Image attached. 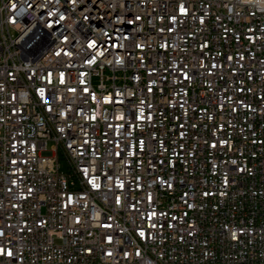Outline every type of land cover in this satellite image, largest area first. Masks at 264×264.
Masks as SVG:
<instances>
[{
	"label": "built area",
	"instance_id": "2783aa9c",
	"mask_svg": "<svg viewBox=\"0 0 264 264\" xmlns=\"http://www.w3.org/2000/svg\"><path fill=\"white\" fill-rule=\"evenodd\" d=\"M24 1L0 4V264H264V0Z\"/></svg>",
	"mask_w": 264,
	"mask_h": 264
},
{
	"label": "bare ground",
	"instance_id": "6f19581e",
	"mask_svg": "<svg viewBox=\"0 0 264 264\" xmlns=\"http://www.w3.org/2000/svg\"><path fill=\"white\" fill-rule=\"evenodd\" d=\"M0 4H10V0H0ZM30 21L42 23L51 14V0H25L23 2V12H31Z\"/></svg>",
	"mask_w": 264,
	"mask_h": 264
},
{
	"label": "rangeland",
	"instance_id": "374dc122",
	"mask_svg": "<svg viewBox=\"0 0 264 264\" xmlns=\"http://www.w3.org/2000/svg\"><path fill=\"white\" fill-rule=\"evenodd\" d=\"M60 158H61L60 162H61L62 170H67L68 169V163H67L65 157L63 155H61Z\"/></svg>",
	"mask_w": 264,
	"mask_h": 264
},
{
	"label": "snow or ice",
	"instance_id": "6c2138e0",
	"mask_svg": "<svg viewBox=\"0 0 264 264\" xmlns=\"http://www.w3.org/2000/svg\"><path fill=\"white\" fill-rule=\"evenodd\" d=\"M10 254V253H9Z\"/></svg>",
	"mask_w": 264,
	"mask_h": 264
}]
</instances>
